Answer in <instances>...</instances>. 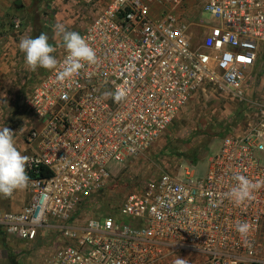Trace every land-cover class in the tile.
Returning a JSON list of instances; mask_svg holds the SVG:
<instances>
[{
	"label": "built area",
	"instance_id": "1",
	"mask_svg": "<svg viewBox=\"0 0 264 264\" xmlns=\"http://www.w3.org/2000/svg\"><path fill=\"white\" fill-rule=\"evenodd\" d=\"M184 1L105 0L80 33L99 63L63 81L49 70L32 87L25 104L33 124L23 139L30 198L19 212L0 211V242L32 248L49 238L54 248L44 264H167L184 254L199 257L193 264H264L263 105L245 130L222 138L203 176L186 164L169 167L140 179L114 213L84 216L116 181V166L151 147L205 83L244 100L264 45V0H206L211 23H197L206 32L196 44L176 13ZM3 12L0 33L21 30V20ZM117 89L120 102L103 95ZM238 174L261 187L237 206L225 193ZM238 221L251 225L247 243Z\"/></svg>",
	"mask_w": 264,
	"mask_h": 264
},
{
	"label": "rangeland",
	"instance_id": "2",
	"mask_svg": "<svg viewBox=\"0 0 264 264\" xmlns=\"http://www.w3.org/2000/svg\"><path fill=\"white\" fill-rule=\"evenodd\" d=\"M206 0H185L176 12L185 24H191L195 44L199 43L211 23L209 15L202 13ZM1 4L5 16H16L21 20V30L5 29L0 33V128L8 127L14 132L15 145L23 146L25 131L32 127L33 118L25 100L32 87L49 70L37 68L30 71L25 66V54L18 48L24 37L35 38L46 33L49 43L56 48L53 55L59 59L66 49L62 38L54 32V25L63 24L68 31L81 33L99 14L105 0H7ZM159 10L153 15L161 14ZM197 23L202 25H197ZM261 50V49H260ZM258 52L255 71L249 73L244 84L243 101L233 98L230 93L212 83H205L178 112L172 123L160 138L140 156L116 166V181L112 187L95 197L84 209V216L97 217L102 213L111 214L129 190L140 179L156 177L162 170L186 164L197 176L206 173L209 159L218 151L222 138L239 133L247 128L254 118L258 105L264 106V49ZM253 114V115H252ZM250 116V117H249ZM252 116V117H251ZM23 128V130H22ZM22 130V131H21ZM21 142V145L19 144ZM23 148V153L25 146ZM17 254L31 256L35 264H43L45 256L53 251L49 238H40L32 248L17 240L7 243ZM258 252L264 255V224L258 238ZM44 255V257H43ZM46 257V258H47ZM188 264L197 263L199 257L184 254ZM174 257L167 264H173Z\"/></svg>",
	"mask_w": 264,
	"mask_h": 264
},
{
	"label": "clouds",
	"instance_id": "3",
	"mask_svg": "<svg viewBox=\"0 0 264 264\" xmlns=\"http://www.w3.org/2000/svg\"><path fill=\"white\" fill-rule=\"evenodd\" d=\"M54 32L61 36L63 47L66 49L67 54L62 61L53 55L56 48L49 43L46 33L42 32L35 38L24 37L19 41L18 48L25 54V66L28 70H57L58 79L63 81L78 75L86 65L99 63L96 50L80 33L68 31L63 24L54 25ZM103 95L116 102L125 99V94L120 89L105 92ZM259 148L264 151V143H261ZM30 160L29 156L22 154L15 146L14 132L8 127L0 128V196L11 197L14 192L29 186L27 165ZM233 178L236 184L225 193V198L237 206L252 201L261 183L239 174ZM235 228L247 243L251 225L247 221H238ZM173 264H188V260L177 257Z\"/></svg>",
	"mask_w": 264,
	"mask_h": 264
},
{
	"label": "crops",
	"instance_id": "4",
	"mask_svg": "<svg viewBox=\"0 0 264 264\" xmlns=\"http://www.w3.org/2000/svg\"><path fill=\"white\" fill-rule=\"evenodd\" d=\"M263 49H264V45L261 46V50ZM253 71H255V65L249 73H252ZM23 139H24V136L21 139L22 143H24ZM19 144L21 145V142ZM23 146H25V144ZM23 146L22 145L19 146L21 153H23V148H22ZM24 151H26V154L28 153V151L26 150V147L24 148ZM29 198H30V194L27 188L24 190H18L14 192L11 197L0 196V211L11 212V213L19 212L27 204V202L29 201ZM2 242H0V264H35L36 261L33 262V258L31 256L27 257L23 253L21 254L19 253L16 255L13 249L10 248L9 245L5 243L6 241L4 243ZM46 257L47 256H45V259L41 260V261H44L43 264L45 263L47 259Z\"/></svg>",
	"mask_w": 264,
	"mask_h": 264
},
{
	"label": "trees",
	"instance_id": "5",
	"mask_svg": "<svg viewBox=\"0 0 264 264\" xmlns=\"http://www.w3.org/2000/svg\"><path fill=\"white\" fill-rule=\"evenodd\" d=\"M40 175L41 176H44V177H46V176H48L49 175V172L44 168V167H41L40 168Z\"/></svg>",
	"mask_w": 264,
	"mask_h": 264
}]
</instances>
